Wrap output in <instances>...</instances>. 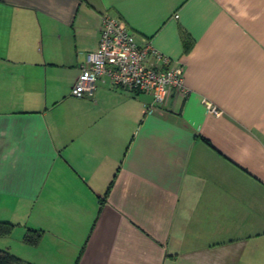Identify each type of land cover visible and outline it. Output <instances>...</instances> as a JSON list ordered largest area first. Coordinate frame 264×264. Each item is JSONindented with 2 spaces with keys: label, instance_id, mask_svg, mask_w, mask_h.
Returning a JSON list of instances; mask_svg holds the SVG:
<instances>
[{
  "label": "crops",
  "instance_id": "obj_1",
  "mask_svg": "<svg viewBox=\"0 0 264 264\" xmlns=\"http://www.w3.org/2000/svg\"><path fill=\"white\" fill-rule=\"evenodd\" d=\"M104 11L185 97L71 96ZM0 220L35 264H264V0H0Z\"/></svg>",
  "mask_w": 264,
  "mask_h": 264
},
{
  "label": "built area",
  "instance_id": "obj_2",
  "mask_svg": "<svg viewBox=\"0 0 264 264\" xmlns=\"http://www.w3.org/2000/svg\"><path fill=\"white\" fill-rule=\"evenodd\" d=\"M100 81H107L116 89L150 96L151 102L145 106L148 114L165 106L172 95L185 97L188 93L182 68L172 66L171 60L155 51L148 40H138L122 21L106 11L101 14L97 49L88 53L80 66L71 96L91 97ZM207 107L215 112L211 105Z\"/></svg>",
  "mask_w": 264,
  "mask_h": 264
},
{
  "label": "trees",
  "instance_id": "obj_3",
  "mask_svg": "<svg viewBox=\"0 0 264 264\" xmlns=\"http://www.w3.org/2000/svg\"><path fill=\"white\" fill-rule=\"evenodd\" d=\"M182 39L184 42V47L188 50L190 42L189 38L186 36L185 33L182 32ZM16 224L8 222V221H1L0 220V238H6L12 234L14 229L16 228ZM43 236V232L40 230L35 229H27L26 233L22 238L23 244L36 247L39 245ZM0 264H35L29 261H26L15 254L9 252L8 250L0 249Z\"/></svg>",
  "mask_w": 264,
  "mask_h": 264
},
{
  "label": "rangeland",
  "instance_id": "obj_4",
  "mask_svg": "<svg viewBox=\"0 0 264 264\" xmlns=\"http://www.w3.org/2000/svg\"><path fill=\"white\" fill-rule=\"evenodd\" d=\"M18 225L16 226V228L14 229V231L12 232V234L6 238H0V249L3 250H11L12 252L15 253L16 252H21L20 247L23 244L22 239L20 237V233L18 232L17 228ZM23 238V237H22ZM4 239V240H2Z\"/></svg>",
  "mask_w": 264,
  "mask_h": 264
}]
</instances>
